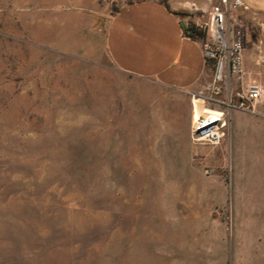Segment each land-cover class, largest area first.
I'll return each mask as SVG.
<instances>
[{
    "label": "rangeland",
    "instance_id": "rangeland-1",
    "mask_svg": "<svg viewBox=\"0 0 264 264\" xmlns=\"http://www.w3.org/2000/svg\"><path fill=\"white\" fill-rule=\"evenodd\" d=\"M130 1L0 0V264H264V96L237 94L264 87V13L178 11L244 33L239 76L183 93L110 58ZM193 94L220 143L190 140Z\"/></svg>",
    "mask_w": 264,
    "mask_h": 264
},
{
    "label": "crops",
    "instance_id": "crops-1",
    "mask_svg": "<svg viewBox=\"0 0 264 264\" xmlns=\"http://www.w3.org/2000/svg\"><path fill=\"white\" fill-rule=\"evenodd\" d=\"M241 1L245 9L264 13V0ZM167 5L159 0H133L122 5L106 23L108 54L129 75L151 78L183 93L196 91L211 79L212 62L204 57L201 43L185 34L180 25L183 19L174 12L193 9L206 14L212 1ZM186 126L185 136L189 124Z\"/></svg>",
    "mask_w": 264,
    "mask_h": 264
},
{
    "label": "built area",
    "instance_id": "built-area-1",
    "mask_svg": "<svg viewBox=\"0 0 264 264\" xmlns=\"http://www.w3.org/2000/svg\"><path fill=\"white\" fill-rule=\"evenodd\" d=\"M234 5H243L241 0H234ZM227 16L223 9L215 7L210 11L209 19L204 24H196L204 32L201 42L204 57L212 62V79L206 86L211 93L217 94L220 83L228 75L239 76L243 70L244 33L240 28L228 29ZM240 106L253 105L264 96V87L250 81L242 93H237ZM199 98L192 95V106ZM200 113L192 118L190 140L194 144L216 145L226 133L227 118L224 109Z\"/></svg>",
    "mask_w": 264,
    "mask_h": 264
},
{
    "label": "trees",
    "instance_id": "trees-1",
    "mask_svg": "<svg viewBox=\"0 0 264 264\" xmlns=\"http://www.w3.org/2000/svg\"><path fill=\"white\" fill-rule=\"evenodd\" d=\"M164 4L168 7V5L165 2ZM174 13L178 16L183 15L184 17L188 15V13L186 12H174ZM185 34L190 35L194 39L198 40L200 43L203 42L204 40V32L198 29V27L191 21L185 24Z\"/></svg>",
    "mask_w": 264,
    "mask_h": 264
},
{
    "label": "bare ground",
    "instance_id": "bare-ground-1",
    "mask_svg": "<svg viewBox=\"0 0 264 264\" xmlns=\"http://www.w3.org/2000/svg\"><path fill=\"white\" fill-rule=\"evenodd\" d=\"M197 102L202 103L203 100L202 99H198ZM209 111H217L214 108H210V107H204L203 105H197L196 103L194 104V108H193V114H192V118L197 117L200 113L203 112H209ZM159 163V162H158ZM158 167V166H157ZM159 171V170H158ZM159 174V172H158Z\"/></svg>",
    "mask_w": 264,
    "mask_h": 264
},
{
    "label": "water",
    "instance_id": "water-1",
    "mask_svg": "<svg viewBox=\"0 0 264 264\" xmlns=\"http://www.w3.org/2000/svg\"><path fill=\"white\" fill-rule=\"evenodd\" d=\"M180 25L182 27L183 30H185V23L183 20L180 21ZM189 37H191L190 35H188Z\"/></svg>",
    "mask_w": 264,
    "mask_h": 264
}]
</instances>
